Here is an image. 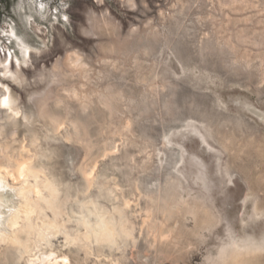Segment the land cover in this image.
<instances>
[{
  "label": "clouds",
  "instance_id": "9594fccd",
  "mask_svg": "<svg viewBox=\"0 0 264 264\" xmlns=\"http://www.w3.org/2000/svg\"><path fill=\"white\" fill-rule=\"evenodd\" d=\"M0 264H264V0H0Z\"/></svg>",
  "mask_w": 264,
  "mask_h": 264
}]
</instances>
